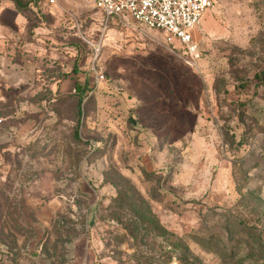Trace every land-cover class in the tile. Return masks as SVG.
I'll return each mask as SVG.
<instances>
[{"label": "rangeland", "instance_id": "obj_1", "mask_svg": "<svg viewBox=\"0 0 264 264\" xmlns=\"http://www.w3.org/2000/svg\"><path fill=\"white\" fill-rule=\"evenodd\" d=\"M212 2L194 64L92 0H0V264H264V0Z\"/></svg>", "mask_w": 264, "mask_h": 264}, {"label": "built area", "instance_id": "obj_2", "mask_svg": "<svg viewBox=\"0 0 264 264\" xmlns=\"http://www.w3.org/2000/svg\"><path fill=\"white\" fill-rule=\"evenodd\" d=\"M57 0H51L56 3ZM107 23L124 20L127 14L135 23L166 34L170 40L178 41L183 54L194 64L201 58L199 44L195 42L194 31L208 9L213 8L212 0H92ZM103 75L97 77L101 83ZM76 93V90H73Z\"/></svg>", "mask_w": 264, "mask_h": 264}, {"label": "trees", "instance_id": "obj_3", "mask_svg": "<svg viewBox=\"0 0 264 264\" xmlns=\"http://www.w3.org/2000/svg\"><path fill=\"white\" fill-rule=\"evenodd\" d=\"M10 2H12L16 8V10L21 14L22 12H24L27 9L32 10L36 15L39 14H43L42 11V3L41 0H8ZM73 72L77 73L78 71L76 70V68H74ZM76 92L78 90H81V86L76 84ZM83 100L79 101V108L81 109ZM78 137V136H76Z\"/></svg>", "mask_w": 264, "mask_h": 264}, {"label": "crops", "instance_id": "obj_4", "mask_svg": "<svg viewBox=\"0 0 264 264\" xmlns=\"http://www.w3.org/2000/svg\"><path fill=\"white\" fill-rule=\"evenodd\" d=\"M2 22H1V19H0V26H1Z\"/></svg>", "mask_w": 264, "mask_h": 264}]
</instances>
